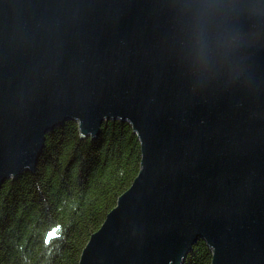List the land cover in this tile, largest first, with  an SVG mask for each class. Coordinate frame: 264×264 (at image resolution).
Here are the masks:
<instances>
[{
    "label": "water",
    "instance_id": "water-1",
    "mask_svg": "<svg viewBox=\"0 0 264 264\" xmlns=\"http://www.w3.org/2000/svg\"><path fill=\"white\" fill-rule=\"evenodd\" d=\"M198 60L184 0H0V185L65 121H127L130 186L79 264H264V0H223Z\"/></svg>",
    "mask_w": 264,
    "mask_h": 264
},
{
    "label": "trees",
    "instance_id": "trees-1",
    "mask_svg": "<svg viewBox=\"0 0 264 264\" xmlns=\"http://www.w3.org/2000/svg\"><path fill=\"white\" fill-rule=\"evenodd\" d=\"M140 157L127 121H104L94 140L79 138L73 120L47 132L34 171L0 185V264H79ZM211 256L199 239L182 264H211Z\"/></svg>",
    "mask_w": 264,
    "mask_h": 264
},
{
    "label": "clouds",
    "instance_id": "clouds-1",
    "mask_svg": "<svg viewBox=\"0 0 264 264\" xmlns=\"http://www.w3.org/2000/svg\"><path fill=\"white\" fill-rule=\"evenodd\" d=\"M223 0H184V10L192 20V48L196 58L207 62L211 56L208 25L223 7Z\"/></svg>",
    "mask_w": 264,
    "mask_h": 264
},
{
    "label": "rangeland",
    "instance_id": "rangeland-1",
    "mask_svg": "<svg viewBox=\"0 0 264 264\" xmlns=\"http://www.w3.org/2000/svg\"><path fill=\"white\" fill-rule=\"evenodd\" d=\"M113 120H115V119H113ZM116 120H117V119H116ZM104 121H108V120H104ZM104 121H103V122H104ZM121 121H122V120H121ZM103 122H102V123H103ZM122 122H124V121H122ZM101 125H102V124H101ZM100 131H101V126H100ZM99 134H100V133H99ZM99 134H98V136H99ZM78 136H79V134H78ZM98 136H97V137H98ZM136 136H137V135H136ZM97 137L92 138L91 136H86V137H80V136H79V138H81V139H87V138H89L90 140H94V139H96ZM140 158H141V157H140Z\"/></svg>",
    "mask_w": 264,
    "mask_h": 264
}]
</instances>
